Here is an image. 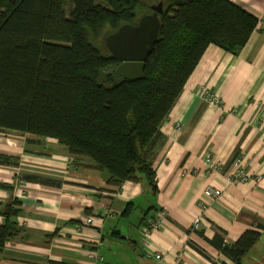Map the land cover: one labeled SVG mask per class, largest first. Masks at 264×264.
<instances>
[{"label":"crops","instance_id":"0c3cea01","mask_svg":"<svg viewBox=\"0 0 264 264\" xmlns=\"http://www.w3.org/2000/svg\"><path fill=\"white\" fill-rule=\"evenodd\" d=\"M229 1L254 15L257 27L236 54L214 46L203 54L153 147L155 195L143 176L109 186L106 172L95 170L90 159L69 155L54 139L0 132V155L10 158L0 164V211L14 201L20 210L14 219L19 234L0 251V264H230L211 243L215 236L230 246L243 232L256 230L261 237L254 248L264 241V0ZM200 85L237 113L219 118L199 98ZM206 154L221 168H209ZM237 158L248 179L231 184L227 176ZM206 186L221 190L222 197L209 200L203 212L198 203ZM161 209L165 226L144 235ZM89 217L94 225L85 224ZM196 217L201 220L194 231ZM90 252L102 260L88 258Z\"/></svg>","mask_w":264,"mask_h":264},{"label":"trees","instance_id":"16d2710c","mask_svg":"<svg viewBox=\"0 0 264 264\" xmlns=\"http://www.w3.org/2000/svg\"><path fill=\"white\" fill-rule=\"evenodd\" d=\"M66 1L0 0V132L54 139L69 155L106 172L109 186L143 176L155 195L152 153L160 127L207 48L236 54L257 18L229 0H152L163 4L158 37L143 63V79L129 82L113 74L120 61L104 39L136 24L143 8V15L151 13L148 1ZM9 161L0 155V164ZM17 205L0 211V251L19 234ZM260 237L247 230L233 245L219 236L211 243L230 264H241Z\"/></svg>","mask_w":264,"mask_h":264},{"label":"water","instance_id":"95a60500","mask_svg":"<svg viewBox=\"0 0 264 264\" xmlns=\"http://www.w3.org/2000/svg\"><path fill=\"white\" fill-rule=\"evenodd\" d=\"M151 13L141 16L136 24H125L104 39L107 52L120 63L114 67L117 78L133 82L143 79V63L156 43L163 4L150 7Z\"/></svg>","mask_w":264,"mask_h":264},{"label":"built area","instance_id":"2783aa9c","mask_svg":"<svg viewBox=\"0 0 264 264\" xmlns=\"http://www.w3.org/2000/svg\"><path fill=\"white\" fill-rule=\"evenodd\" d=\"M198 96L201 99L202 102L207 104L208 106L215 109V113L218 114L219 118L225 116V115H234L237 113V109L232 106H226L223 104L221 98L219 95H216V93L209 90L204 85H200L198 87ZM180 126H177L175 129V132L179 134ZM205 164L211 168L218 170L221 168V165L219 162L215 160L210 154H206L204 157ZM228 181L232 183H244L247 181L248 176L244 173V165L243 161L240 158H237L232 162V171L227 176ZM260 178H256L255 182L259 183ZM222 197V191L215 189L211 186H206L203 190V199L201 202L198 203V207L201 209V211L205 212L208 209L209 200L212 199H219ZM200 217H196L191 225L192 230H198L199 224H200ZM167 222V213L166 210L161 209L157 212L156 216L149 222L147 225L143 228V234L148 235L151 230L159 229L165 226ZM95 220L92 217H89L86 219L85 224L90 226L94 225ZM88 258L95 259V260H102L101 257H99L95 252H90L88 255ZM151 256L157 260L160 261L162 256L159 253H153Z\"/></svg>","mask_w":264,"mask_h":264},{"label":"rangeland","instance_id":"374dc122","mask_svg":"<svg viewBox=\"0 0 264 264\" xmlns=\"http://www.w3.org/2000/svg\"><path fill=\"white\" fill-rule=\"evenodd\" d=\"M147 1H148V4L150 7L158 4V2L153 4L152 0H147ZM68 3L69 2L67 0L66 4H68ZM143 10H144V8L142 10H140L142 12L139 14V16H138L139 18L143 15V12H144ZM255 261H257V264H264V241H262V239H261L258 247L254 248V250L251 252L249 257L245 261H242V264H251V262H255Z\"/></svg>","mask_w":264,"mask_h":264}]
</instances>
